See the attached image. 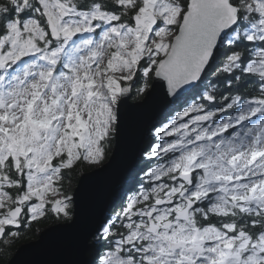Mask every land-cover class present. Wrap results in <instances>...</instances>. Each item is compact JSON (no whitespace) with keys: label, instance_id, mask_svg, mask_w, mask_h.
Wrapping results in <instances>:
<instances>
[{"label":"snow or ice","instance_id":"snow-or-ice-1","mask_svg":"<svg viewBox=\"0 0 264 264\" xmlns=\"http://www.w3.org/2000/svg\"><path fill=\"white\" fill-rule=\"evenodd\" d=\"M156 80L171 109L89 264H264V0H0V243L72 219L65 173Z\"/></svg>","mask_w":264,"mask_h":264},{"label":"water","instance_id":"water-1","mask_svg":"<svg viewBox=\"0 0 264 264\" xmlns=\"http://www.w3.org/2000/svg\"><path fill=\"white\" fill-rule=\"evenodd\" d=\"M133 89L118 105L110 158L79 178L72 219L50 225L37 239L20 245L8 264H88L92 236L109 214L117 189L137 166L150 126L171 109L163 82L153 81L141 100H133Z\"/></svg>","mask_w":264,"mask_h":264},{"label":"trees","instance_id":"trees-1","mask_svg":"<svg viewBox=\"0 0 264 264\" xmlns=\"http://www.w3.org/2000/svg\"><path fill=\"white\" fill-rule=\"evenodd\" d=\"M215 67H216V64L213 63L207 69V71L205 73V80H204L205 85H207L209 82H211V83L216 82V78L212 77L210 75V73L215 69ZM152 82L153 81H149V86L152 84ZM137 85L139 86V84H137ZM137 87H135L133 89V95L137 92V90H136V89H138ZM193 91L195 92V90H193ZM145 94L146 93H144L142 96L136 95V98L134 97V100H141L145 96ZM169 111H167L164 115L161 116V118H159L156 122H154L150 126L149 138L144 143V145L142 147L141 158H140L137 166L135 167V169L126 177V179L124 180L122 185L117 189L116 194L113 198V203H112L110 212H109V214H107V216L105 218V222L111 215H113L117 211H119L122 203L124 202V198L126 197V195L130 194L132 189L135 187L137 178L142 174V170H146V168L150 162L145 161V159L143 157V153L148 151V149H146V151L144 150L145 145H147L150 140L152 141L151 145L156 142V138L152 134L153 130L155 127L161 126V124L163 122H166V116L169 113ZM114 145H115V137L113 136V143L110 145H108V143L104 145V149L106 151V153L104 151V157H103L104 161H107L110 158L111 153H112L113 148H114ZM94 168H96V167L83 165L82 161L78 162L74 166V168L71 170V172L65 173L64 188L66 189V191L70 187L75 188L78 181H79L80 176L84 172L90 171ZM71 213H73L72 209H71ZM60 221H66V219H64L62 216L57 217L54 214H49L47 216V218L41 219L38 222H33L30 226H27V228H25V226H22L20 229L24 228V231L21 233V236L19 235V237L14 238V240H12L13 242H17L16 244L11 243V245H9V244L5 245L3 243H0V252H6V254L0 255V264H8L9 259L13 256V254L16 252V250L18 249V247L20 245H22L28 241H32V240L37 239L42 230H44L45 228H47L50 225L59 223ZM20 240H22V241H20ZM18 241H20V242H18ZM89 257H90L89 258V262H90V260H91V249L89 251ZM89 262H88V264H89Z\"/></svg>","mask_w":264,"mask_h":264},{"label":"rangeland","instance_id":"rangeland-1","mask_svg":"<svg viewBox=\"0 0 264 264\" xmlns=\"http://www.w3.org/2000/svg\"><path fill=\"white\" fill-rule=\"evenodd\" d=\"M138 85L136 84V85H134V88L135 87H137ZM140 87V85L137 87V88H139ZM149 88H150V86H149ZM148 88V89H149ZM147 89V90H148ZM137 90V89H136ZM146 90V91H147ZM146 91H145V93H146ZM144 94V93H143ZM143 94H138L137 92L133 95V100H134V97L136 98V95H143ZM114 137H115V134L113 135ZM113 136L111 137V139L107 142L108 143V145H110V144H112L113 143ZM156 142H157V140H156ZM155 142V143H156ZM151 143H152V141L150 140L149 142H148V144L147 145H145V148H144V150L146 151V149H148L149 150V148H150V146H151ZM105 153H106V151H105ZM104 162H106V161H104V159H102L99 163H96V164H92V163H89V162H84V161H82V164L83 165H87V166H95V167H98V166H101ZM74 190H75V188H73V187H70V188H68L67 189V191H68V194L71 196V197H73V192H74ZM71 209H72V212H73V201H72V206H71ZM72 217H73V213H72ZM66 221H70V220H66ZM66 221H60V222H66ZM34 225V224H33ZM32 225V226H33ZM25 228H27V226H25ZM101 228V227H100ZM24 231V228L23 229H19V232H20V236H21V233ZM23 240V239H22ZM22 240H20V241H22ZM20 241H18V242H20ZM11 243H14V244H16L17 242H13V241H11L10 242V244L9 245H11Z\"/></svg>","mask_w":264,"mask_h":264},{"label":"flooded vegetation","instance_id":"flooded-vegetation-1","mask_svg":"<svg viewBox=\"0 0 264 264\" xmlns=\"http://www.w3.org/2000/svg\"><path fill=\"white\" fill-rule=\"evenodd\" d=\"M105 218H106V217H105ZM105 218L102 220V225H103V224H104V222H105ZM102 225H101V226H102Z\"/></svg>","mask_w":264,"mask_h":264},{"label":"bare ground","instance_id":"bare-ground-1","mask_svg":"<svg viewBox=\"0 0 264 264\" xmlns=\"http://www.w3.org/2000/svg\"><path fill=\"white\" fill-rule=\"evenodd\" d=\"M141 152H142V151H141ZM111 154H112V153H111ZM141 154H142V153H141ZM107 161H108V160H107ZM107 161H106V162H107ZM104 163H105V162H104ZM104 163H103V164H104ZM103 164H102V165H103ZM98 167H99V166H98ZM96 168H97V167H96ZM94 169H95V168H94Z\"/></svg>","mask_w":264,"mask_h":264}]
</instances>
